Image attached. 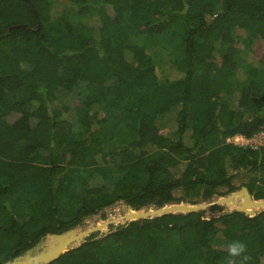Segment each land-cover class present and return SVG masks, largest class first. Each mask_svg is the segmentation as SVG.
I'll return each mask as SVG.
<instances>
[{"label": "trees", "instance_id": "16d2710c", "mask_svg": "<svg viewBox=\"0 0 264 264\" xmlns=\"http://www.w3.org/2000/svg\"><path fill=\"white\" fill-rule=\"evenodd\" d=\"M257 38L264 0H0V264L118 201L264 198V146L227 141L264 129ZM263 262L264 210H234L132 220L48 264Z\"/></svg>", "mask_w": 264, "mask_h": 264}, {"label": "water", "instance_id": "95a60500", "mask_svg": "<svg viewBox=\"0 0 264 264\" xmlns=\"http://www.w3.org/2000/svg\"><path fill=\"white\" fill-rule=\"evenodd\" d=\"M122 202L127 206L126 212L117 214L116 216L110 215V217L93 224V226L88 225L84 229L80 228L81 224L87 225L90 222L89 220L94 218V215H91L76 227L70 228L61 233L47 234L33 248L2 264H48L69 249L77 247L85 242L92 234L103 231L112 224L120 223L121 225L132 220L154 218L169 213H187L210 210L215 205H226L231 208L230 211H242L249 216H255L258 212L264 210V198L255 199L246 186H243L239 190L230 194L216 196L210 200L201 201L195 204L178 202L165 204L160 207L148 206L140 209H133L127 205L126 202ZM223 213L225 212H222L217 216H220ZM217 216L212 214L208 218Z\"/></svg>", "mask_w": 264, "mask_h": 264}, {"label": "rangeland", "instance_id": "374dc122", "mask_svg": "<svg viewBox=\"0 0 264 264\" xmlns=\"http://www.w3.org/2000/svg\"><path fill=\"white\" fill-rule=\"evenodd\" d=\"M239 45L241 47H243L242 44H239ZM252 50H253L254 57L256 60L263 58L264 57V39L263 38H257L252 44ZM151 52L154 54L156 61L159 62L160 65L164 68L163 71H166V73L168 75L171 74V76L177 75V71H175L173 69L172 61H171V57H170V53H169L168 49H166L165 47H162L161 45H155L153 47V49L151 50ZM76 103H78L77 98L73 99L71 102V104H76ZM70 118H72V117H70ZM166 124L167 125H166V127H163L162 132L169 135L170 132L173 131V129L175 127V123L173 122L172 118H167ZM214 197H216V196H214ZM196 198H198V197H196ZM201 201H207V200H201L200 198H198L197 202L186 201L185 203L195 204V203H199ZM215 206H217L218 209H216V210L212 209L214 207L213 206L210 210H204V214L206 217H209L212 214L217 216L222 212H227V211L231 210V208L229 206H226V205H215ZM126 210H127V206L122 201H119V202L115 203L114 205L103 209L98 214H95L94 218L92 220H89L90 222L87 225L81 224L80 228L84 229L88 225L93 226V224H96L97 222L105 220L106 218L110 217V215L116 216L117 214H122L123 212H126ZM118 225H120V223L112 224L107 229L100 231V232H96V233H98V237L102 236L103 234H106L107 232H109L113 226L116 227ZM262 264H264V262Z\"/></svg>", "mask_w": 264, "mask_h": 264}, {"label": "built area", "instance_id": "2783aa9c", "mask_svg": "<svg viewBox=\"0 0 264 264\" xmlns=\"http://www.w3.org/2000/svg\"><path fill=\"white\" fill-rule=\"evenodd\" d=\"M228 142H233L238 145L247 146L250 145L253 148L264 146V129L254 134L252 137H246L241 134H237L227 138Z\"/></svg>", "mask_w": 264, "mask_h": 264}, {"label": "clouds", "instance_id": "9594fccd", "mask_svg": "<svg viewBox=\"0 0 264 264\" xmlns=\"http://www.w3.org/2000/svg\"><path fill=\"white\" fill-rule=\"evenodd\" d=\"M245 247L243 242L234 240L227 245V251L230 256H240L245 251Z\"/></svg>", "mask_w": 264, "mask_h": 264}]
</instances>
